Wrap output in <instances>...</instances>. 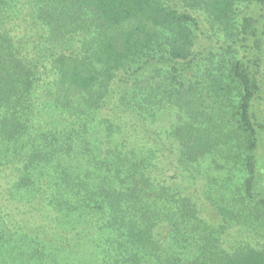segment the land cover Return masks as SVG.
<instances>
[{"label":"trees","instance_id":"obj_1","mask_svg":"<svg viewBox=\"0 0 264 264\" xmlns=\"http://www.w3.org/2000/svg\"><path fill=\"white\" fill-rule=\"evenodd\" d=\"M47 2L15 6L29 17L12 28L16 0H0V240L50 256L41 233L84 223L116 232L123 264H170L165 242H196L201 197L186 191L215 155L237 171L222 219L238 196L264 232V0ZM198 29L218 46L199 72ZM73 33L82 46L64 48ZM228 227L204 226L188 264H264V239L220 246Z\"/></svg>","mask_w":264,"mask_h":264},{"label":"rangeland","instance_id":"obj_2","mask_svg":"<svg viewBox=\"0 0 264 264\" xmlns=\"http://www.w3.org/2000/svg\"><path fill=\"white\" fill-rule=\"evenodd\" d=\"M24 1L25 0H16V4L12 5L14 6V10H12L10 14L16 17L17 20H15L14 23L10 21L12 28L16 25V22L19 24L28 23L29 16L27 14L21 15V11L25 10V8L20 11L16 8ZM39 5H41L39 1H34L35 8L40 7ZM51 5L62 7L60 0H48L47 6ZM5 22L7 21L5 20ZM78 22H80L79 18H77V23ZM198 22L200 27L202 26L201 29H203L204 21L200 13H198ZM209 31L201 33L198 29L196 32L197 36L194 39L193 52L197 54L196 56H198V72L205 69L207 64H209L212 50L218 47L214 38L211 36V32ZM64 43V48L80 49L83 44V34H66ZM49 47L54 48L55 46L51 44ZM56 49H59L58 46H56ZM192 69L193 67L190 72L193 71ZM261 70L260 84L262 89L260 91V98L264 93V63ZM260 98L256 101L257 108H259V106L261 107L262 101ZM175 113L176 111L166 112V114H162V118L164 119L166 115V118L169 121L167 123H172L174 122L173 120L176 119ZM143 114L146 119V114L144 112ZM261 114H263V111ZM170 116L172 118H170ZM96 125L98 126V124ZM262 150H264V146ZM261 155L262 158H264V153H261ZM205 159L206 160H203L201 163L202 173H199L201 175L198 176L195 182H192L191 184L189 183L190 188L186 191V195L188 196L200 194L201 197V203L199 204L200 211L197 213L199 218L194 220V222L199 223V227L195 232H191L188 227L186 229V233L194 237L196 242L192 241L189 243V251H178L177 249L173 250L172 245H167V242H165V247L161 251V255L162 257H171L170 264L189 263L188 259H191V257H193L192 255L198 250L196 245L201 242L199 239V233L209 231V229H204V226H208L210 228H218V225L220 224L230 226L227 230H225L224 234L220 236L219 240L221 244L220 246L226 249L229 248L232 250V248L240 244L241 241L249 240L253 243H257L264 239V232L261 233L262 230L260 225L255 226L253 225L254 223H252L253 217L249 214L251 213L252 205H247L246 210L244 211L241 208V198H238V196H236L234 200L229 201V204L236 208V212H234L236 214L235 218L229 223L222 219V215L219 214V211L216 208L215 199L216 201L221 202V204L226 203V200H220L221 197L225 195L222 194L220 197L219 193L221 191V187L226 184H231L230 179L226 178H231L232 181L235 182L237 180V171L234 167L233 169L226 168V164L223 160L218 158L216 155L214 157V161L210 159V156H207ZM233 189L234 185L231 184L230 188H225L224 193L227 191L233 192ZM209 195L210 197H208ZM168 206L171 210H173L170 203H168ZM38 225H40V229L43 231L42 223H38ZM181 231L184 232V229L182 228ZM200 234L204 235V233ZM41 236H44V240L50 243V250H48L50 256L46 254L39 257L40 254H38L37 251L30 256V259H28L29 254L34 249L45 247V244L41 241V239L35 241L32 246L27 249V256H24L23 258L17 254L12 243H4L0 240V264H123L120 255L117 254L119 253L118 248H121L122 250V247H119L117 244L118 238L115 231L99 229L96 226L87 228L86 224L81 223L74 226V228L66 226L62 232L59 230L56 233H41ZM161 236L167 237L164 233H162ZM166 240L168 241V239Z\"/></svg>","mask_w":264,"mask_h":264}]
</instances>
